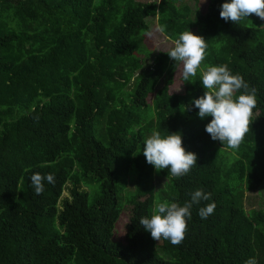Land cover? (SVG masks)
I'll use <instances>...</instances> for the list:
<instances>
[{"label": "trees", "instance_id": "obj_1", "mask_svg": "<svg viewBox=\"0 0 264 264\" xmlns=\"http://www.w3.org/2000/svg\"><path fill=\"white\" fill-rule=\"evenodd\" d=\"M225 2L0 0V264H264V210L244 206L245 194L264 185V28L225 21ZM151 17L173 42L185 31L206 39L201 68L227 64L257 89L238 149L214 141L212 117L201 119L191 104L205 92L199 70L185 81L166 52L151 66L136 57ZM179 80L183 94H173ZM101 120L107 144L94 137ZM154 130L183 134L198 155L189 174L147 163L142 151ZM227 149L235 157L228 170ZM36 173L55 177L40 195ZM156 173L169 180L160 200ZM93 178L100 191L89 203L82 188ZM198 189L212 197L193 205L180 245L154 240L140 224L157 202L182 206ZM212 202L214 214L202 219L199 209Z\"/></svg>", "mask_w": 264, "mask_h": 264}, {"label": "clouds", "instance_id": "obj_2", "mask_svg": "<svg viewBox=\"0 0 264 264\" xmlns=\"http://www.w3.org/2000/svg\"><path fill=\"white\" fill-rule=\"evenodd\" d=\"M255 14L264 20V0H230L221 6L220 16L225 21L239 23L241 20ZM158 31L164 32L160 26ZM174 46L166 52L176 62L182 64V78L189 81L191 77L201 72V82L205 89L204 95L194 99L191 104L199 109L201 119L211 116V122L206 125V131L211 138L219 140L230 149H238L246 134L250 131L254 109L257 108V89L251 87L239 73L233 74L227 64L201 68L207 56L208 45L203 36L192 31L179 34L174 40ZM239 93V95H237ZM148 164L158 172L169 170L173 177H182L190 173L196 166L198 155L187 151L183 144L181 132L168 133L162 136L154 130L144 142L142 151ZM55 183V177L49 173H40L31 177L36 195L44 191V181ZM191 199L182 206L177 202H157L153 214L141 217L140 224L150 232L154 240L170 241L173 245H180L186 237L188 221L191 219V209L194 204L211 200L212 194L198 189L190 194ZM215 202L199 209L202 219L214 214ZM244 264H258L255 257H251Z\"/></svg>", "mask_w": 264, "mask_h": 264}, {"label": "rangeland", "instance_id": "obj_3", "mask_svg": "<svg viewBox=\"0 0 264 264\" xmlns=\"http://www.w3.org/2000/svg\"><path fill=\"white\" fill-rule=\"evenodd\" d=\"M137 1L143 4L159 3V0H137ZM147 23L150 27V30L149 31L145 30L143 32V38L145 39L142 41L140 51L136 54V57L145 58L147 66H151L153 65L154 59L157 57V55L160 52H168L170 48L174 46V43L172 40L167 39L162 32L158 31L159 25H158L157 17L149 18L147 20ZM243 24L248 25V26L264 28V20H261L255 14H252L248 18L243 19ZM172 61L174 63V66L177 67L176 62L173 59ZM177 68H178V71L175 75L179 76L182 74V64L178 65ZM172 69H173V66H170L169 71ZM167 78H168V75L165 76V80ZM135 87H134L133 93H135ZM131 90L132 88H130V91ZM183 90H184V86L180 80L179 82L171 86V92L173 94H183ZM153 98L154 97H150L148 99L149 104L152 103ZM154 111L155 110L153 107L148 108L147 112L145 113L146 119H148V121H152V119L154 118ZM145 125H147V123H145ZM94 137L99 139L104 144L108 143V137L106 135L104 120L97 121L96 128H94ZM223 152H226L224 153V155H221L225 159V161L223 160L224 169L228 170L233 164V162L235 161V157H233V150L227 149V150H224ZM221 154H222V151H221ZM225 162H227L226 166H225ZM226 170L224 172H227ZM158 174L159 173H156L155 175L154 185H155L156 198L157 200H160L161 199L160 195L164 194V192L168 193L170 190H169V185H168L169 180L165 177H160ZM91 181L93 182L91 189H88L86 187L84 189L82 188L84 192H87L88 194L90 193L89 203H92V201L98 197L99 191H100V184L98 183L97 179L93 178L91 179ZM70 189H71V184H68L66 191L63 195V198L65 199L69 198ZM132 189L133 188H131V190ZM119 200H120V196H119ZM120 204L121 206H125L124 203L120 202ZM244 206L248 212L255 211V210L256 211L264 210V185L257 192L245 194ZM127 214L128 212L126 211L124 218H127Z\"/></svg>", "mask_w": 264, "mask_h": 264}]
</instances>
